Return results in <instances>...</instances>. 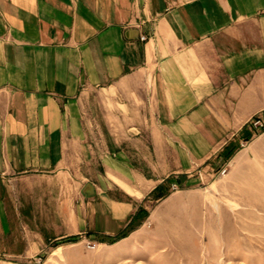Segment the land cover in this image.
I'll return each mask as SVG.
<instances>
[{
  "label": "crops",
  "instance_id": "1",
  "mask_svg": "<svg viewBox=\"0 0 264 264\" xmlns=\"http://www.w3.org/2000/svg\"><path fill=\"white\" fill-rule=\"evenodd\" d=\"M138 72L150 73L160 128H192L213 98L258 112L264 0H0V233L8 218L31 224L49 195L56 237L122 234L135 199L110 195L128 193L115 181L84 192L85 98L121 96Z\"/></svg>",
  "mask_w": 264,
  "mask_h": 264
},
{
  "label": "rangeland",
  "instance_id": "2",
  "mask_svg": "<svg viewBox=\"0 0 264 264\" xmlns=\"http://www.w3.org/2000/svg\"><path fill=\"white\" fill-rule=\"evenodd\" d=\"M85 101L93 157L82 163L83 188L117 182L128 193L109 194L135 199L137 211L118 236L84 228L56 237L46 195L31 224L8 218L0 264H264V108L213 98L192 128H160L141 72L121 96L99 90ZM79 193L69 192L74 206Z\"/></svg>",
  "mask_w": 264,
  "mask_h": 264
},
{
  "label": "water",
  "instance_id": "3",
  "mask_svg": "<svg viewBox=\"0 0 264 264\" xmlns=\"http://www.w3.org/2000/svg\"><path fill=\"white\" fill-rule=\"evenodd\" d=\"M84 192H85V193H91V192H92V186L89 185V184H87V186H86L85 189H84Z\"/></svg>",
  "mask_w": 264,
  "mask_h": 264
},
{
  "label": "trees",
  "instance_id": "4",
  "mask_svg": "<svg viewBox=\"0 0 264 264\" xmlns=\"http://www.w3.org/2000/svg\"><path fill=\"white\" fill-rule=\"evenodd\" d=\"M161 188H158L157 191L159 192ZM164 196V194L161 195V197Z\"/></svg>",
  "mask_w": 264,
  "mask_h": 264
},
{
  "label": "built area",
  "instance_id": "5",
  "mask_svg": "<svg viewBox=\"0 0 264 264\" xmlns=\"http://www.w3.org/2000/svg\"><path fill=\"white\" fill-rule=\"evenodd\" d=\"M144 39V38H143ZM260 122L259 121H257V123L256 124H259Z\"/></svg>",
  "mask_w": 264,
  "mask_h": 264
},
{
  "label": "bare ground",
  "instance_id": "6",
  "mask_svg": "<svg viewBox=\"0 0 264 264\" xmlns=\"http://www.w3.org/2000/svg\"><path fill=\"white\" fill-rule=\"evenodd\" d=\"M169 254V253H168Z\"/></svg>",
  "mask_w": 264,
  "mask_h": 264
}]
</instances>
